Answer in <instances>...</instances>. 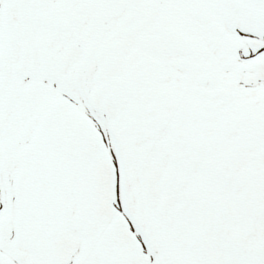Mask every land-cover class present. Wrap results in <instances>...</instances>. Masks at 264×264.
I'll use <instances>...</instances> for the list:
<instances>
[{"label": "snow or ice", "instance_id": "1", "mask_svg": "<svg viewBox=\"0 0 264 264\" xmlns=\"http://www.w3.org/2000/svg\"><path fill=\"white\" fill-rule=\"evenodd\" d=\"M0 264H264V0H0Z\"/></svg>", "mask_w": 264, "mask_h": 264}]
</instances>
